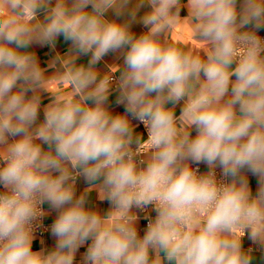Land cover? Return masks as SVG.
I'll list each match as a JSON object with an SVG mask.
<instances>
[{"label": "clouds", "instance_id": "9594fccd", "mask_svg": "<svg viewBox=\"0 0 264 264\" xmlns=\"http://www.w3.org/2000/svg\"><path fill=\"white\" fill-rule=\"evenodd\" d=\"M178 24L199 51L171 41ZM261 28L264 0H0V264H74L85 245L82 264H253L243 238L264 251ZM60 36L71 47L48 76L30 47ZM116 52L123 63L98 72ZM114 83L123 114L107 106ZM93 190L107 213L87 206ZM45 203L56 242L33 250Z\"/></svg>", "mask_w": 264, "mask_h": 264}, {"label": "crops", "instance_id": "0c3cea01", "mask_svg": "<svg viewBox=\"0 0 264 264\" xmlns=\"http://www.w3.org/2000/svg\"><path fill=\"white\" fill-rule=\"evenodd\" d=\"M185 2H186V0H185ZM147 10H148L147 7L142 8L140 10V12L138 13V20H139V17L143 16L145 11H147ZM186 15H187V9L186 8L182 9L181 10V16L184 17ZM111 16H112V14L109 13L110 18H111ZM132 31L136 35H139L142 32L146 31V29L144 28V26L141 23L136 22V23L132 24ZM258 34L264 35V28H261L260 30H258ZM170 39L176 46L186 48L188 50L199 51V49L201 48L200 43L198 41H196L193 37L191 27L187 24L176 25V27L173 29V31L170 35ZM70 47H71V42L65 41L63 36H60L56 40L54 48L51 46H48V45L41 46L38 43H34L30 47V51H33L35 53L41 67L47 69L46 75L51 76L52 74L55 73L56 69L59 68L58 63L55 64V67H52V65L55 61V57L57 56V54L63 55L64 53H66L68 51V49ZM89 58H90L89 56H81L77 62L83 63L86 65ZM122 63H123L122 52L109 53L95 67H96L98 72L103 74L109 70L110 66H114V65H118V64H122ZM115 70L116 69L113 68V71H115ZM115 75L118 76L119 73H116ZM50 87L53 90L62 89L65 92L70 90V85L67 82H65L63 84L53 83L52 85H50ZM29 95H31V93H29ZM117 97H118V90H117V88H115L113 86L111 95L109 96V100L107 102V106L109 107V109L112 111L113 114H116V113L123 114L124 113V106L121 104H117V102H116ZM49 102H50V94H48L46 92L43 93L42 94L41 111H40L39 117H38L39 121H42L44 118L43 106L47 105ZM181 107H182V102L180 105H177V107H176V114L177 115H179ZM129 119H131V117H129ZM132 123L135 126L136 134H141V135H143L144 138H146V135H147L146 129L144 127H142L140 125V123L137 122L136 120H132ZM195 134H196L195 130H193L192 135L195 136ZM193 166H198L199 171L201 173H204L208 170L207 165L204 163H201L199 165L193 164ZM217 171L220 172V169L218 168ZM247 175H248L249 185L252 189L253 194H255V192L258 189V178L256 176L252 175L251 173H248ZM87 187H88V184L84 181V179L78 178L77 184H76V194L80 195ZM87 206L98 210L102 215L107 213L108 210L110 209L109 202L107 200L101 201L99 199L98 192L96 190H93L88 194ZM43 209L47 213L44 216V221L51 225L54 222L57 213L47 203H45L43 205ZM134 211H136V213L139 217V219L137 221V227H138V230L140 232L142 230L143 225H144V219H143L142 215L138 212V210H134ZM154 216H155V212H151V217L154 218ZM140 235L143 236L141 233H140ZM41 241L43 243H41ZM55 242H56L55 238L51 235L50 231L45 233L43 236H36L35 235V239L33 241V250H40L41 248L51 249L52 247H54ZM243 247L245 250H247L248 248L254 249L253 264H264V251H262L258 245H254L252 243V241L248 238L247 232L245 234V237L243 238ZM86 248H87V245L82 246L78 250V252L75 256L74 264H82L83 255L86 252Z\"/></svg>", "mask_w": 264, "mask_h": 264}, {"label": "built area", "instance_id": "2783aa9c", "mask_svg": "<svg viewBox=\"0 0 264 264\" xmlns=\"http://www.w3.org/2000/svg\"><path fill=\"white\" fill-rule=\"evenodd\" d=\"M262 39H264V35H261V34H258ZM113 86L116 88V85H115V83L113 84ZM140 125L142 126V127H144L143 126V124H141L140 123ZM146 137H147V135H146ZM194 168H198V166H193ZM199 169V168H198ZM217 177L218 178H220V172H218L217 171ZM138 212L142 215V217H143V219H144V225H143V227H142V230L139 232V234L141 233L142 235H144V232H145V230H146V228H147V223H148V220L147 219H145L144 218V216H145V212H141L140 210H138ZM151 212H154V211H151V209H149L148 210V212H147V214L149 215V216H151ZM50 224H48V223H46L45 221H44V217L42 218V220L41 221H38L37 222V227L35 228V235L36 236H43L45 233H47L48 231H50Z\"/></svg>", "mask_w": 264, "mask_h": 264}]
</instances>
